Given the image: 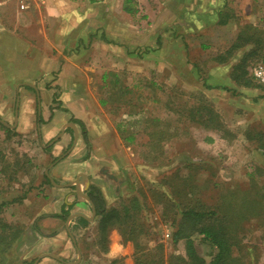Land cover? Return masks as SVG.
<instances>
[{"label":"rangeland","instance_id":"rangeland-1","mask_svg":"<svg viewBox=\"0 0 264 264\" xmlns=\"http://www.w3.org/2000/svg\"><path fill=\"white\" fill-rule=\"evenodd\" d=\"M193 1L177 0L169 4L166 0H138L139 9L134 14L112 11L119 22L131 18L126 29L118 24L107 25L104 20L90 21L89 17L98 10L88 9L93 14L88 15L87 11L85 23L79 24L75 31L80 41L62 53L86 72L83 77L86 84L79 90L53 91V101L64 104L61 110L68 120L77 121L73 123L77 140L72 136L73 130L66 129L71 136L69 145L54 160L62 158L73 165L83 161L85 164L75 166L84 168L87 162L93 168L101 159L111 170L114 163L110 162L108 152L117 151L116 183L114 186L110 183L111 188L105 190L106 207L135 198L139 208L135 222L144 231L136 242L144 251L140 255L146 248L155 247L149 256L153 258L152 264H159V255L166 264L170 254H185L184 240L171 242L174 227L168 218L177 209L165 210L159 194L163 191L172 202L177 201L171 187L177 188V179L184 178L183 175L192 179L193 202L209 207L225 202L228 207L233 203L239 213L246 214L235 238L234 253L249 261L248 264H264V221L250 213L253 209H246V202L257 199L259 215L264 216V97H259L264 90L231 82L228 76L214 69L213 64L220 63L213 61L209 53L228 43L232 33L242 25L261 26L264 0H198L197 4ZM215 5L222 6L208 15L207 27L186 26L185 7L199 11L204 8L208 12V8L216 9ZM224 13L229 17L220 25L218 19ZM215 33L220 34L219 38L212 37ZM201 41L208 42L209 49H201ZM248 47L237 49L224 62V68L230 70ZM256 63L259 62L251 60L248 67L252 69ZM253 82L264 85L257 79ZM223 85L237 92L220 88ZM22 90L16 123L13 117L16 92L14 89L0 92V119L5 122H0V173L10 177L4 180L0 174V264H25L41 253L50 255L39 257L37 264H65L54 256L64 262L78 260L79 264H145L142 256V262L136 263L134 242L123 239L117 228L104 232V243L97 228L98 215L88 208L84 214L91 222L83 223L72 216L68 233L65 219L54 213L27 217L24 205L14 207L13 202L7 201L11 198L23 202L26 196L34 197L35 193L48 200L53 192H58L54 184L45 180L42 184L26 186L15 176L14 168L19 166L18 169L28 171L30 165L26 163L31 156L36 160L39 144L52 141L46 146L50 147L58 133L52 132L45 141L40 139L38 132L44 130L45 124L36 127L35 94L28 91V97ZM209 108L212 116L207 113ZM26 116L31 121L23 122ZM82 127L87 132V142L81 135ZM128 136L132 137L131 141L125 139ZM31 151L35 155H28ZM66 165L69 167L65 162L64 168ZM177 168L180 171L176 178L170 180ZM48 173L57 184L72 182L62 187V192L65 199L74 203H77L74 198L77 191L87 190L83 182H73L74 177L63 179ZM33 178L34 175L32 181ZM87 181L85 178L84 182ZM9 205L8 210L3 209ZM70 207L69 214L82 212L77 204ZM192 238L197 252L209 260L215 251L213 246L200 241L195 234ZM157 244H162L161 250Z\"/></svg>","mask_w":264,"mask_h":264},{"label":"crops","instance_id":"crops-1","mask_svg":"<svg viewBox=\"0 0 264 264\" xmlns=\"http://www.w3.org/2000/svg\"><path fill=\"white\" fill-rule=\"evenodd\" d=\"M19 1L20 0H0V92L2 90L11 89H14L16 92L13 116L15 123L17 120L16 110L19 105V92L23 89L22 92L26 91L24 94L28 97V91L34 92L38 120L35 123L36 127L39 129L38 124H41V126L45 124L46 126H44V130L41 127L42 130L38 132V136L42 141H45L51 137L52 132L56 131V133H58L57 136H54L55 141L50 147L46 146H49L52 141L46 145H43L42 142L39 144L40 151L37 152L38 157L36 160L31 156L30 162L26 163L30 165L28 171L24 169L20 170V168L18 169L19 166L15 167V176L18 178V181L25 182L26 186H30L34 183H36V185L42 184L44 183L43 180H45L49 184H54L58 192H53L51 198L48 200H46L45 197L40 198L39 196H35V193L34 197L31 196L32 198L26 196L23 202L15 201L11 198L7 201L13 202L14 207L17 204L24 205L23 210H25L24 213L26 216H32L33 218L37 217L38 213H46L48 215L49 213H60L64 202L73 205L77 204L80 206L79 209L82 212L68 214L65 218V228L69 233L68 222L71 220L69 218L76 216L90 223L91 221L88 216L84 214V210L88 208L94 215L96 213L95 208L93 213L90 204L91 201L89 198H86V192L80 193L77 189V196L74 195L77 203L68 200V198L65 199L62 187L64 189V187H68V184L72 182L65 181L64 184H57L50 179L48 171L54 177L56 175H59V177L63 179L74 177L73 182H83L85 189H88L90 185L97 186L104 198L105 208L108 209L110 207H106L107 200L105 190L107 187L111 188L110 183L112 186L116 183V168L119 164L117 151L115 153L108 152L111 156L109 159L110 162L114 163V167L111 170L104 166L101 159L98 160V166L94 165L93 168L92 165H89L87 162L84 168L75 166V164H85L83 161L76 162L73 165L72 162L70 163L62 158H59V160L57 159V162L54 160L56 159L54 157L62 153L60 151L69 145V138L71 136L66 129L71 128L73 130L72 136L74 140H77L76 129L73 126V123H77V121L68 120L67 116L61 110L64 104L53 101V91L57 89L79 90L82 89V85L86 84V82H83V77L86 76V72L81 69L78 63L76 64L69 60L67 54L62 53L64 49H68V46L72 48L77 46V42L80 41V38L77 36L78 34H75V31L78 29L77 27L79 24L85 23V15L89 8L94 7L98 10L96 15L93 14L92 9L88 11V15H91V13L93 14L91 17L88 16L90 21L92 19L97 22L104 20L107 25L113 26L118 24L126 29V26L131 24V18H124L122 22H119L116 17L114 18V15L112 16V11H120L125 15L130 14L124 10V7L127 6L137 11L139 9L138 0L137 3L135 0H25L27 6L24 9H19ZM188 1L192 2V0ZM197 1L198 0H194L193 3L197 4ZM166 2L171 4L177 2V0H166ZM205 2H208V0H205ZM162 3L163 2H161V7ZM221 6L222 5H215L214 7H216V9L213 11L211 8H208L209 13L205 11L204 8L199 11L196 10V8L187 7L186 11H188L184 19L186 21V26L207 27L209 25L207 23L209 19L208 15H210L211 12L220 10ZM164 9H168V7L165 6ZM103 11H107V13L103 14ZM55 25L57 27H55ZM127 30L128 33H131L130 29ZM127 30H124L125 33H127ZM213 66H215V70H220V74L228 76L229 70H226V67L224 68V64H213ZM211 73L215 74L214 71ZM66 75H69V77ZM44 110L45 113H43ZM29 117L30 116H26V120L24 118L23 122H27V120L31 121ZM0 122L5 124L1 119ZM45 147L49 150L46 151ZM28 155L35 154L31 151ZM91 156L92 155H90V157ZM90 159L87 161L89 162ZM65 162H67L69 167L66 165V168H64L65 166L63 165H65ZM41 163H45V165H41ZM6 169L7 168H5V170ZM53 172L57 174H53ZM73 173L75 174L73 175ZM0 174H2L4 180L10 178L8 174ZM81 174L84 175L83 179ZM88 174H91L92 177L88 178ZM33 175L34 181H32ZM79 175L81 177L80 179L78 178ZM85 178L88 179L86 183L84 182ZM94 178L96 179L93 180ZM102 180L105 181V183L102 182ZM44 185H42V187ZM15 186L17 185L14 183V187ZM42 187L40 188L42 189ZM51 188H49V193L51 192ZM47 193L48 192L45 190V195ZM117 198L118 200L120 199L119 196ZM121 198L124 199V196ZM35 204H38V206H35ZM9 207H11V205L3 209L8 210ZM71 208L72 207H70V211ZM45 255H50V253H41L35 260L31 261V264H37L40 260L39 257ZM54 258L65 264H79L78 260L75 262H64L61 258L55 256Z\"/></svg>","mask_w":264,"mask_h":264},{"label":"trees","instance_id":"trees-1","mask_svg":"<svg viewBox=\"0 0 264 264\" xmlns=\"http://www.w3.org/2000/svg\"><path fill=\"white\" fill-rule=\"evenodd\" d=\"M186 8L187 7L184 9ZM124 10L130 14H134L136 12L135 9L127 6L124 7ZM228 17L227 13L221 14L218 19V24H225ZM175 26L177 27L179 25ZM219 36L220 34L215 33L212 37L217 39ZM184 44H186V42H184ZM199 45L201 49L205 50L210 47V44L206 41H201ZM243 47H248L247 52H245L239 61H237V63L229 70V80L238 86H257L264 90V85L254 84L253 80L255 79L250 73V66L248 67V63H250L251 60H254V62H260L264 65V23L261 26L253 25L251 23L242 25L237 28L234 33H232L228 43L223 44L221 48L218 46L215 51L209 50V53L213 61L224 64V62L228 60V58H230L237 49ZM220 88L237 92L224 85L220 86ZM259 97H264V94H260ZM209 109L207 113L212 116L213 111ZM211 120H213V117H210V121ZM81 134L84 141L87 142V132L84 127H82ZM125 139L127 141H131L132 137L128 136ZM188 167L189 166H187V170ZM179 171L180 168H177L176 173L172 175L170 180H174ZM182 177L184 178L177 179V188L173 186V188L171 187V191L172 193H175V198L178 202H172V198H169L168 194L163 191L159 192L160 197H162L165 210L172 212L174 209H177V213L174 212V214L168 218L174 227L171 234V242L173 244H176L180 240H184L185 242L184 256L170 254L166 264H248L249 261L244 260L242 257L239 258V256L235 255V251L233 250V246L236 244L235 238L238 230L242 229V220L246 217V214L239 213L233 203L228 207L226 206V202L221 203V205L210 207L205 206L204 204L198 205L196 200L193 202L190 196L192 179L190 180V176L186 175H183ZM86 195L92 202L96 214L99 215L97 228L102 233L104 243V232L106 230H110L111 228H117L123 239L134 242L136 263L145 260V264H152L150 261L153 258L149 256H151L150 252L154 250L155 247L146 248L145 253L140 255L139 252L144 251L140 250L141 246L136 242L138 235L144 231L139 230V224L135 222V218H137L139 211L135 198L129 201H123L117 206H111L107 209L105 208L104 198L97 187L90 185L86 191ZM71 205V203L64 202L62 204L61 212L54 215L65 219L69 214L68 208H70ZM246 205V209H253L252 212H250L253 216L261 219L260 222L264 221V216L262 217L259 215L261 212L259 200L251 199V201L246 202ZM79 219L83 223H87L85 219ZM193 234L199 236L200 241L213 246L215 249L209 260H206L197 252L192 238ZM237 243L240 244L239 241ZM156 246L161 250L162 244H157ZM141 256L143 258L142 260ZM157 262L159 264H164L162 255H159ZM25 264H31V261Z\"/></svg>","mask_w":264,"mask_h":264},{"label":"built area","instance_id":"built-area-1","mask_svg":"<svg viewBox=\"0 0 264 264\" xmlns=\"http://www.w3.org/2000/svg\"><path fill=\"white\" fill-rule=\"evenodd\" d=\"M36 1H42V0H36ZM27 4L25 2V0H20L18 7L19 9H24L26 8ZM250 73L251 75L259 80L260 83H264V65L262 63H256L254 64V66L252 67V69H250Z\"/></svg>","mask_w":264,"mask_h":264},{"label":"water","instance_id":"water-1","mask_svg":"<svg viewBox=\"0 0 264 264\" xmlns=\"http://www.w3.org/2000/svg\"><path fill=\"white\" fill-rule=\"evenodd\" d=\"M81 177H82V179L84 178V175L83 174H81ZM77 182H78V180H77ZM69 184H71V183H69ZM76 189H77V186H76ZM78 190V189H77ZM86 196V195H85ZM86 198H88L87 196H86ZM90 204H91V206H92V210H93V213H94V207H93V204L90 202ZM67 221H68V219H67ZM35 264V263H34Z\"/></svg>","mask_w":264,"mask_h":264}]
</instances>
